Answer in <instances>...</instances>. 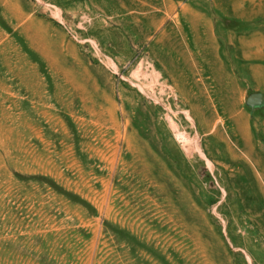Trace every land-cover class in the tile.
I'll use <instances>...</instances> for the list:
<instances>
[{"label":"rangeland","instance_id":"374dc122","mask_svg":"<svg viewBox=\"0 0 264 264\" xmlns=\"http://www.w3.org/2000/svg\"><path fill=\"white\" fill-rule=\"evenodd\" d=\"M0 264H264V0H0Z\"/></svg>","mask_w":264,"mask_h":264},{"label":"water","instance_id":"95a60500","mask_svg":"<svg viewBox=\"0 0 264 264\" xmlns=\"http://www.w3.org/2000/svg\"><path fill=\"white\" fill-rule=\"evenodd\" d=\"M250 102H256L262 99V95L261 94H253L250 96Z\"/></svg>","mask_w":264,"mask_h":264}]
</instances>
